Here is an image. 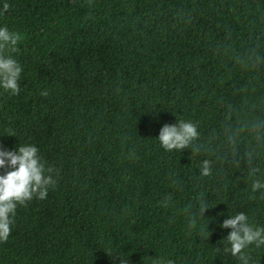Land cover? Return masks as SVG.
I'll use <instances>...</instances> for the list:
<instances>
[{"label": "trees", "instance_id": "trees-1", "mask_svg": "<svg viewBox=\"0 0 264 264\" xmlns=\"http://www.w3.org/2000/svg\"><path fill=\"white\" fill-rule=\"evenodd\" d=\"M5 2L22 73L0 92V145H35L56 184L18 206L0 264H238L219 225L264 226L249 177L264 175V0ZM180 119L199 139L165 152L159 131ZM201 196L207 238L183 215Z\"/></svg>", "mask_w": 264, "mask_h": 264}, {"label": "clouds", "instance_id": "clouds-1", "mask_svg": "<svg viewBox=\"0 0 264 264\" xmlns=\"http://www.w3.org/2000/svg\"><path fill=\"white\" fill-rule=\"evenodd\" d=\"M0 5H2L0 14L6 13L10 7L5 0H0ZM20 41L19 32L0 25V92L11 95L20 93L22 67L12 55L4 54L16 53ZM42 95L47 93L43 92ZM6 131L7 136H15L11 129ZM199 136L197 123L180 119L175 124L162 126L156 141L165 152L178 153L192 147ZM194 151L200 152L201 148L196 146ZM0 170H4L3 174H0V241H7L18 206L33 199L45 200L49 189L55 187L56 181L52 169L45 166L39 149L33 144H23L14 150H8L0 145ZM257 171L256 168L249 171L250 198L255 199L259 194L260 198L264 199V175L257 176ZM199 174L201 177L211 176L212 161L208 159L200 161ZM212 206L213 204L206 202L201 196L195 206L187 205L183 209L185 224L197 226L204 238L209 236V232L206 231L208 222L201 217L205 210ZM219 226L221 229H230L223 240V254L235 258L238 264H256L253 252H264V226L243 212L230 213ZM115 255L120 259V264H127L126 257ZM156 264L160 262L157 261Z\"/></svg>", "mask_w": 264, "mask_h": 264}]
</instances>
